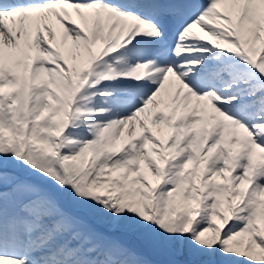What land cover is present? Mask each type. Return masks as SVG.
Returning <instances> with one entry per match:
<instances>
[{
    "label": "bare ground",
    "instance_id": "bare-ground-1",
    "mask_svg": "<svg viewBox=\"0 0 264 264\" xmlns=\"http://www.w3.org/2000/svg\"><path fill=\"white\" fill-rule=\"evenodd\" d=\"M218 1L230 2L234 6L233 8H235V2L242 3L244 0ZM79 8L68 7V12L64 14L65 22L53 19L49 10L45 9H33L32 20L26 19L25 16L22 17L23 13L19 12L18 19L23 18L28 20L30 24L29 28L41 22L40 26L45 35V40L48 41L47 45H38L36 49L35 65L31 71V102L39 98L41 91L46 93V85L51 84V93H46V95H50V104L57 110H64L65 99L73 93L70 92V88L65 82V76H63L65 73L64 67L73 69L72 72L78 74L77 78H79L80 74L78 70L84 64L83 60L86 58L83 53V48L81 49L83 42L76 34V29L74 28L76 25L86 26L90 23L92 17H103L108 30L107 38L109 40L112 39L113 45H119L124 39H130L133 36L140 37L145 31H152L158 36L161 34V31H158L152 26H148L144 21H138L132 15L117 13L115 10H112L97 0H93L90 4ZM245 11L241 24V31L244 36L243 42L248 47L247 54L249 53L251 56H255L262 44L260 30L264 13V0H247ZM49 17L52 18V22L49 20ZM24 27L25 25L22 22H18L15 27L16 35L12 33L7 38H5V33H0V61L8 64L9 67H12L14 64L13 62L11 63V56L12 54L14 55V50L12 52H6L4 50V45L6 44L4 40H13V42L20 43L25 36L23 35ZM195 30L205 31L211 35H214L216 30L214 26L207 23V20L203 21L202 19L193 20L190 26H186L185 24L180 25V34L177 35L181 44L180 46L186 47V50L191 51L193 53L192 56H194L189 62V66L196 63L199 66L197 70H203L207 67V64L205 65L206 60L214 61L215 59H221V57L217 56V58L211 57L209 59L208 56L203 55L198 50L195 41L189 36V32L193 33ZM22 42L24 44V41ZM100 44L101 42L99 41L94 42L96 48ZM79 51L83 54L82 56L79 55ZM45 52L47 56L45 63L47 65H44L40 60L41 54ZM59 52H61V56ZM212 54H215V52H212ZM122 59L123 61L120 64L119 70L116 71L117 73L114 74V72H111L109 77H118L120 81H129L128 79H132L138 75L137 73L140 72L142 64L139 59L134 57L123 56ZM146 66H148L149 70L153 69V74L148 75L153 79V86L149 94H147L148 97L145 98V94L141 101L142 103L145 101L149 102L141 108L128 103L120 104L119 110L123 111L125 118L130 119L128 121L130 129H122L121 127L119 130L131 134L127 135V138L130 139V144H133L134 140L132 133L135 132V134L141 135L144 142V151L147 152V156L137 154L138 160H140L139 162H143V169H138L136 172H141L143 177L150 180L153 190L157 192L160 188L165 190L169 187L174 175L179 170L189 166L182 159L183 153L181 145L183 144L182 141L180 142V135L183 133L186 135L187 133L186 138H188L190 130L194 129L200 122L203 127L205 124L204 116L208 111L211 114L209 117L211 120V131L209 139L207 142L205 141V152L207 155L214 154L212 157L213 161H217V149H220V145L223 147L226 145L228 147L232 135H234V138L240 137L241 140L243 138L245 140V137L253 132L255 133L256 144H262L264 142V126L261 127L257 124L258 121L262 125V121H264V76L261 75V73H264V50L263 56L257 64H254L252 61L250 64L238 63L231 64L228 67L225 65L220 67L216 73V75L218 74L220 85L216 89L215 99L211 98V94L214 92L210 88H206L198 94L195 93L193 87L195 83L194 79L185 76L188 69L177 70L165 58L154 60L152 63L147 62ZM0 75L4 76L5 73L3 72ZM161 76H164V80L161 79ZM50 77L53 79L50 80ZM5 81L3 85H0V90L5 97L14 99L15 96L12 95V91L15 89V92L19 93L21 102H25L22 92L23 86H19L16 80L9 82L5 79ZM251 95L256 96V100L251 105L245 104V101ZM50 104L49 102L47 103V105ZM93 104L96 105L98 103ZM49 109L47 108L45 112ZM251 109H254L252 113ZM98 121L99 119H97V122H91V125L99 123ZM70 136L71 133L65 136V142H67L64 148L72 150L74 155L84 151V139L70 143ZM112 136V134H108L106 138L108 144L112 140ZM127 138L125 140L126 142ZM101 169L104 170V173L107 170L105 165L96 166L94 167L92 176L100 172ZM202 171L205 173L202 181V187L204 189L202 192L207 193L206 183L207 181L209 183L211 182V177L208 173V167H204ZM111 174L113 173H110L109 176ZM201 175L200 171V175L197 178L199 179ZM116 177L123 179L120 174H117ZM234 177L236 178L237 175H234ZM236 181L234 179L233 183L236 184L238 182ZM234 189L231 188V197L233 200L235 197ZM253 192L258 195L263 193L261 192L260 184H257ZM202 206H204L203 211L209 208L207 201ZM11 210L7 211L6 214L8 215ZM26 211L28 215L32 209ZM32 214L34 215V213ZM33 215L22 216L20 222L22 233L27 235H24L23 239H31L32 241L25 243V245L29 246L28 250L31 258L36 251L41 249L40 247H34L35 244L38 245L39 241L40 243L44 242L46 245H50L53 236L51 232L43 236L37 231L35 226L36 221H34ZM245 218V215L235 216L232 226L239 221H245ZM54 227L60 228V225L56 224ZM118 240L126 246L130 242L124 235H119ZM54 244L52 243L51 248L54 247ZM133 248L137 251L135 247ZM9 264L22 263L20 261H14ZM73 264H76V261ZM167 264L182 263L172 258L167 260Z\"/></svg>",
    "mask_w": 264,
    "mask_h": 264
},
{
    "label": "rangeland",
    "instance_id": "rangeland-1",
    "mask_svg": "<svg viewBox=\"0 0 264 264\" xmlns=\"http://www.w3.org/2000/svg\"><path fill=\"white\" fill-rule=\"evenodd\" d=\"M4 41L7 43L6 40ZM42 94L43 91L41 92V95ZM41 97L31 103V106H34V110L32 112L38 111L42 108ZM94 110L91 113L94 114L97 119H99L101 129L98 132L95 131L88 134V138L86 140L88 141L92 138L95 139L92 143V150L94 151L93 157L96 159L92 158L90 166L87 169L84 168V171L82 170L78 176L79 180L82 179L83 182L80 183H83L84 188L89 192L91 200L93 201L91 205L92 209L90 210V214H88V218L90 220L94 221L95 219H102L109 223V217L111 215L116 216V214L120 212V208L126 202V197L130 192H132L135 198L132 206H134V214L138 215L139 221L141 220V215L143 213L146 212V214H149L150 212V214H152V210L154 208L155 213H153L156 217L153 218L157 219L158 225L160 227L167 224V217L168 214H170V204L173 202V196H177L179 200L180 198H183L185 200V204L189 202V199L193 198L195 203L194 206H198V214H195L197 218L194 219V223L190 227L191 235L196 237H203L206 235V233L207 235H211L214 240L215 248L218 251L232 248V245H234L236 242L239 244L240 239L246 236V234L249 236V239L246 241L248 242L247 246L249 249L257 247V245L260 244V239L257 237L258 231L256 228L262 231V234L264 235V145L256 144L254 139L255 134L249 136L247 135L245 140L244 138L241 140L240 137L234 138V135H232L231 142L229 143L228 147L226 145L222 147L225 151H227L226 154H224V151H220L218 148L217 161H213L212 157L214 154L207 155L202 149H200L202 144L201 122L198 123L194 129L190 130L188 138H186L187 133L186 135L183 133L185 136L182 134V140L180 139V142L182 141L183 144L181 145L183 153L182 159L184 163L189 166L179 170L174 175L169 187H167L165 190L161 188L156 196L157 199L155 203L150 205L147 196L151 191V182L145 178H143L142 182H139L137 177L134 176V173L139 166L138 164L136 166V163L132 160L134 159L139 162L137 154L141 156H146L147 154V152L145 153L144 151V142L140 134L137 135L135 132L132 133L134 136L133 144L128 142L129 144L123 158L114 159L113 162L108 163L107 167L110 169L105 173L104 170L101 169L100 172L92 176L94 167H98L103 164V159L99 157L100 154H96V151H98L100 148L101 149L99 151L112 148L113 143L117 138L120 136L124 138V135H131L127 132L122 134V131L119 130L121 127L122 129H130V126L128 125L129 120L124 116L123 119H119L116 118L118 115H116V117L112 115L111 117L106 113L103 114L102 112H98L96 109ZM77 112L75 115H77L78 118H80V116L82 117L81 114L83 112V107L81 104H79ZM15 114L19 116L20 109H16L14 115ZM5 116V113H1L0 115V130H2L0 137L3 129L6 130ZM55 116L56 120L55 124L53 125V133L59 130V124L62 118L61 112L59 116L58 110ZM36 125L37 124L33 118L31 121L30 132L38 134L36 131L37 129L35 128ZM77 126L79 127L78 123ZM108 134L113 135L109 144L106 142ZM3 135L6 137L5 140H11L8 134ZM52 135L50 132H48L46 135H44V138L41 137L44 142L43 144H41L39 141L36 142L37 144H35L33 139L30 142L29 138H27V144L21 142V158L24 161L25 166H30L40 172H48L53 180L60 181L59 178L61 179L62 177V169L60 164L62 165L63 162L66 164V166L74 165L79 166V169H81L80 166L84 158V152L86 149H90V146L84 142L83 146L85 147V150L79 152L77 155H74L72 150L67 149L61 156L60 160H58L55 158V152L57 151L53 150L54 140ZM104 137L105 140L101 143V139L99 138ZM72 142L73 141H70V143ZM1 143L2 140H0V144ZM38 150L42 151L40 154L41 157L37 154ZM0 153V159L7 153L8 156L3 158L7 159L6 157H8L10 161V164H8L5 169H11L12 163H14L12 167L16 168L15 162L17 163V161H14L16 150L13 145L5 150L0 149ZM44 163L48 168L43 167ZM204 167H208V173L211 177V182L209 183L207 181L206 183L208 192L204 193L203 196L200 195L199 197L195 191L204 190L202 187V181L205 176V173L202 171ZM200 171L202 177L198 183L197 176L200 175ZM102 173H104V175H102ZM110 173L113 174L109 176ZM117 174H120L123 179L116 177ZM234 175H237V177L235 178ZM78 179H75V183L73 184L74 186L76 184H80ZM234 179L238 181H236V184L233 183ZM183 182L185 183L186 188H184V185H181ZM257 184H260L261 192H263L260 195L253 192ZM33 187L34 186L26 182H19V184L12 191V193L15 195V200L28 193V191H30V189ZM231 188H235V197L233 200L235 207L233 211L231 209L233 207L230 204V198L228 199L225 196V194H229L230 197ZM41 200L44 202L47 201L45 199ZM206 201L208 202L209 208L206 209L207 211L203 214L202 203H205ZM30 206L32 205L27 206V209H30ZM237 213L245 215V221H239L234 226H232V221ZM63 220L66 225L76 226L80 223L74 222L73 219L67 217H65ZM253 224H256L257 227L255 228ZM187 226H190L189 222L187 223ZM56 230L57 232L59 231L58 229ZM129 237V240L132 242V244H135V246H141L139 244L140 242L136 238L131 236ZM230 238L235 239L233 240V244H231ZM110 243L106 252L104 251V255L105 257H108L110 254L111 259L118 253V251L126 248L122 247L121 244L115 240H112ZM130 256L132 258H137L136 255Z\"/></svg>",
    "mask_w": 264,
    "mask_h": 264
},
{
    "label": "trees",
    "instance_id": "trees-1",
    "mask_svg": "<svg viewBox=\"0 0 264 264\" xmlns=\"http://www.w3.org/2000/svg\"><path fill=\"white\" fill-rule=\"evenodd\" d=\"M130 205V201L126 204V206L123 208L122 211V223L126 224L127 221V207ZM187 241V249L185 247L184 250L186 254V258H189L191 260L196 261L197 263H215L213 259V252L212 248H210V243L212 241V237L210 235H206L201 237H194L189 236ZM231 244L234 243L233 240L231 239ZM178 241L177 237L175 238V241H173V248L176 246V242ZM232 248L229 249H223L220 252H216V259L217 262L221 263H232V264H264V256H262V249L260 248H252L247 251L242 252L243 249V239H240L239 244L234 243L232 245ZM231 247V246H230ZM243 253V258L239 257V254ZM251 253V254H250ZM215 255V254H214ZM215 257V256H214Z\"/></svg>",
    "mask_w": 264,
    "mask_h": 264
}]
</instances>
